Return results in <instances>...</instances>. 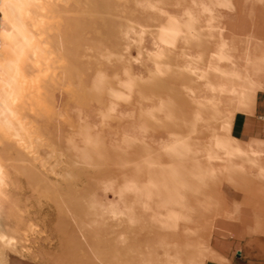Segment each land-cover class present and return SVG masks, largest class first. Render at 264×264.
Here are the masks:
<instances>
[{"label": "bare ground", "instance_id": "1", "mask_svg": "<svg viewBox=\"0 0 264 264\" xmlns=\"http://www.w3.org/2000/svg\"><path fill=\"white\" fill-rule=\"evenodd\" d=\"M240 1L194 0L184 24L165 0H0V264H50L55 243L64 264L210 259L184 230L223 232L228 157L214 107L179 87L225 77L212 93L229 118L226 48L244 46L227 41L261 19L262 1ZM238 199L260 208L255 190Z\"/></svg>", "mask_w": 264, "mask_h": 264}, {"label": "rangeland", "instance_id": "2", "mask_svg": "<svg viewBox=\"0 0 264 264\" xmlns=\"http://www.w3.org/2000/svg\"><path fill=\"white\" fill-rule=\"evenodd\" d=\"M230 1L232 2V0H229V2ZM241 1L237 2V4L239 3L238 7L240 8H241ZM258 1H262L261 13H260L261 19L259 20V30H258L259 32L256 34L252 32V27H253L252 24L254 20V18H252L244 23V25L247 26V28L249 29L248 32L245 33V35L232 34L231 36H229L228 39L229 41H227V44L228 42H230L229 44L232 43L234 45L239 46L240 43H243L244 46V48H242L241 51H236L235 49L234 51L232 48L233 46H227L226 48L227 56L224 62L228 66V71H229L228 77L226 78V80H228V86L226 88L228 89V92L231 94L230 98L232 105L229 108L230 109L229 118L225 117L222 114L224 112L223 110L224 108H223V103L221 104V100L218 101L221 104V107L218 108L215 106L217 105V103L215 102V98L217 97L212 93L213 87H215L214 93L217 92L216 91L217 89L219 93L217 94L219 95L218 98L222 99V96L224 95L223 93L224 88H222V86L225 77H223V81L221 79L220 81L216 80L215 83L213 82L214 85L212 86L204 84L203 82H198L197 84H194V86L192 87L191 86L192 83L191 81H189L190 85H188L187 82L186 85H183L181 87L178 86V87L182 88V90L181 89L180 90L182 91L183 95H189L188 99L199 100V101L201 100V102H203V106L209 109L210 108L213 109L214 107L213 109L215 111L214 115H212L208 119L209 122H212L216 125L214 127L213 133L211 134V137L218 139L217 143L222 147V149L227 154L228 170L230 171V175H231V177L228 179L229 182L227 180L228 191H229L228 194L230 196L224 195V197H222L221 204H219L218 210H216L219 215L217 216L216 219L222 221H239V218L242 215L240 212H246L251 216L250 218L254 220L253 222L250 219L251 222L246 223V228L250 227V231L252 232L254 229L252 225L253 223L254 227L255 225L258 226L259 233H264L262 232L264 231V202L261 201V198L262 200H264V142H259V141L242 142L236 139L235 137H233L232 135V127H233L235 114L252 113L254 109L257 93L259 91H264V8H262L264 7V0H258ZM165 6H164L165 9L161 16L163 18L165 17V18L178 19L179 23L184 22V24L185 23L190 24L192 23L193 19L197 20L201 17V13L198 10L196 11V13H193V9L195 6L194 0H165ZM184 32L188 33L187 30H185ZM134 54L132 55L135 56ZM184 54L186 55V53H182V56H184ZM160 60L164 62L166 59L165 58L157 59V61H155L156 64L154 63V65L152 66L153 68H155V70H157V68L162 65V63L159 65ZM187 64L188 63L184 62L180 66L186 69L187 68L186 66H189ZM182 68H180V70ZM233 71H235V73H233ZM233 81L239 83L238 88L236 87L234 88V86L232 85ZM171 90L173 91V88H171ZM209 103H211V105ZM217 114L220 115L217 116ZM201 121L203 122L205 120L202 119ZM151 153L154 154V151H152ZM251 156L257 157V163H254V161H252L249 158ZM218 157H220L221 159L225 158L223 152L220 153ZM150 164L153 167V164L155 165L156 163L152 162ZM258 164L260 165L258 166ZM163 174L165 173L164 172L155 173L154 176H156L157 179H161ZM251 175L255 176L256 179L258 178L259 180H256L255 182L252 183H247V179ZM236 188L237 189L239 188V190L236 191ZM251 190H255V193L257 194V197L260 200V205H259L260 208H258L259 210L258 209L256 210L255 207L253 206H249V205L245 206L244 204H240L239 199L235 201L236 194L237 196L240 197L241 195L251 193ZM138 206H139V210H142L141 212H143L144 211L142 208L143 204L139 203ZM252 209L254 211H251ZM252 212L254 213L252 214ZM253 217L256 218L254 219ZM250 224L251 226H249ZM260 228H262V230ZM193 231L195 230H189V229L184 230V232L188 234V236L191 235L192 242L196 240L197 242L202 243L204 248L208 245V247L205 249L207 250V253H210L211 250L209 249V247L212 244L210 243L212 238L216 236L218 237L220 235H216V236L210 235L208 234L209 233L208 232L203 237H197V235L193 234ZM62 252H63L62 248L57 243H55L54 245L50 244V264H64L63 263L64 261L61 259L63 257ZM21 262L22 261L18 260V264H22ZM32 264H37V263H32Z\"/></svg>", "mask_w": 264, "mask_h": 264}, {"label": "crops", "instance_id": "3", "mask_svg": "<svg viewBox=\"0 0 264 264\" xmlns=\"http://www.w3.org/2000/svg\"><path fill=\"white\" fill-rule=\"evenodd\" d=\"M232 135L242 142H264V91L257 93L252 113L235 114ZM240 213L239 221H223V233L212 238L210 259L204 264H264V233H242L243 216H251Z\"/></svg>", "mask_w": 264, "mask_h": 264}]
</instances>
